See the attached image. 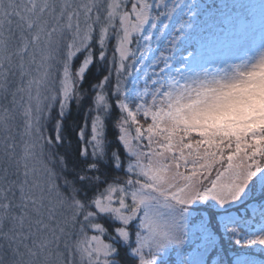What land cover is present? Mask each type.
I'll use <instances>...</instances> for the list:
<instances>
[{"label":"snow or ice","instance_id":"1","mask_svg":"<svg viewBox=\"0 0 264 264\" xmlns=\"http://www.w3.org/2000/svg\"><path fill=\"white\" fill-rule=\"evenodd\" d=\"M262 82L264 0H0V264H264Z\"/></svg>","mask_w":264,"mask_h":264},{"label":"rangeland","instance_id":"2","mask_svg":"<svg viewBox=\"0 0 264 264\" xmlns=\"http://www.w3.org/2000/svg\"><path fill=\"white\" fill-rule=\"evenodd\" d=\"M244 3H252V4H259V0H245ZM258 15V12H257ZM253 95L257 96L259 100L261 101L262 104H264V84H259L257 85L253 90H252ZM254 251H257L260 253L259 248L251 249ZM258 259V258H256ZM259 259H264V255H261Z\"/></svg>","mask_w":264,"mask_h":264},{"label":"trees","instance_id":"3","mask_svg":"<svg viewBox=\"0 0 264 264\" xmlns=\"http://www.w3.org/2000/svg\"><path fill=\"white\" fill-rule=\"evenodd\" d=\"M79 119V117L77 116L76 110L73 109V115L72 117L69 118V123L71 124L72 121ZM75 147V142L73 141V148ZM248 254L252 257V258H260L261 257V253H258L257 251L254 250H248Z\"/></svg>","mask_w":264,"mask_h":264},{"label":"clouds","instance_id":"4","mask_svg":"<svg viewBox=\"0 0 264 264\" xmlns=\"http://www.w3.org/2000/svg\"><path fill=\"white\" fill-rule=\"evenodd\" d=\"M261 84H264V82H262Z\"/></svg>","mask_w":264,"mask_h":264}]
</instances>
